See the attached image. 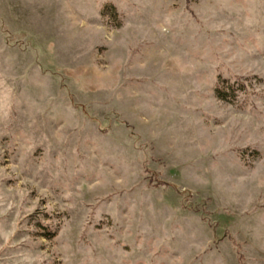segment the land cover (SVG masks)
<instances>
[{"label": "rangeland", "instance_id": "obj_1", "mask_svg": "<svg viewBox=\"0 0 264 264\" xmlns=\"http://www.w3.org/2000/svg\"><path fill=\"white\" fill-rule=\"evenodd\" d=\"M0 264H264V0H0Z\"/></svg>", "mask_w": 264, "mask_h": 264}, {"label": "trees", "instance_id": "obj_2", "mask_svg": "<svg viewBox=\"0 0 264 264\" xmlns=\"http://www.w3.org/2000/svg\"><path fill=\"white\" fill-rule=\"evenodd\" d=\"M217 93H219V91H217ZM219 96V95H218ZM221 99L223 98V97H221V96H219Z\"/></svg>", "mask_w": 264, "mask_h": 264}]
</instances>
